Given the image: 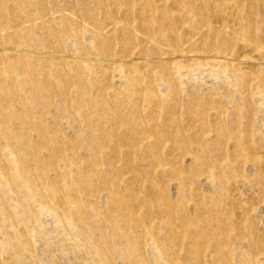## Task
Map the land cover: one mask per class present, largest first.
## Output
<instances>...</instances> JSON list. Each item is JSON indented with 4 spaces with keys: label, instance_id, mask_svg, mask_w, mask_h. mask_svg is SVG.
I'll return each instance as SVG.
<instances>
[{
    "label": "rangeland",
    "instance_id": "374dc122",
    "mask_svg": "<svg viewBox=\"0 0 264 264\" xmlns=\"http://www.w3.org/2000/svg\"><path fill=\"white\" fill-rule=\"evenodd\" d=\"M0 264H264V0H0Z\"/></svg>",
    "mask_w": 264,
    "mask_h": 264
}]
</instances>
